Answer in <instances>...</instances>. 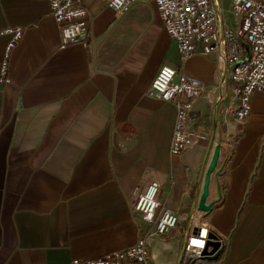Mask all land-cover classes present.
<instances>
[{
    "label": "crops",
    "instance_id": "obj_1",
    "mask_svg": "<svg viewBox=\"0 0 264 264\" xmlns=\"http://www.w3.org/2000/svg\"><path fill=\"white\" fill-rule=\"evenodd\" d=\"M108 2L84 0L88 43L62 48L49 0H0V31L23 29L10 50L14 34L0 35V264L97 259L147 234L149 264H179L196 225L223 251L190 264H264V92L239 121L227 75L221 96V53L198 46L183 62L156 0H129L119 12ZM221 5L224 29H238L231 1ZM165 65L204 85L179 157L170 152L176 101L150 94ZM217 143L216 170L204 174ZM204 178L210 209L194 211ZM152 181L179 217L165 235L134 211Z\"/></svg>",
    "mask_w": 264,
    "mask_h": 264
},
{
    "label": "built area",
    "instance_id": "obj_2",
    "mask_svg": "<svg viewBox=\"0 0 264 264\" xmlns=\"http://www.w3.org/2000/svg\"><path fill=\"white\" fill-rule=\"evenodd\" d=\"M231 12L239 18V28L224 29L227 78L239 99L234 111L239 121L246 120L252 109L255 92H264V0H230ZM51 15L61 28L62 48L83 42L87 44L89 12L84 0H49ZM129 0H109L108 5L121 11ZM157 10L164 28L176 41L182 61H186L198 46L205 55L220 53L223 49L220 18L215 0H156ZM13 33L8 50L22 38L23 29H6L1 34ZM7 65L1 71V82L6 77ZM204 92V85L187 77L179 68L163 66L152 82L150 94H157L164 101H176L171 155L179 157L191 146L189 124L193 120V100ZM161 186L152 181L146 191L140 193L134 211L154 229L157 235H165L176 229L179 217L164 209L159 201ZM210 229L196 225L190 233L186 252L201 256L209 241ZM148 234L134 245L97 259H73L69 264H149L151 249ZM49 264V263H38Z\"/></svg>",
    "mask_w": 264,
    "mask_h": 264
},
{
    "label": "water",
    "instance_id": "obj_3",
    "mask_svg": "<svg viewBox=\"0 0 264 264\" xmlns=\"http://www.w3.org/2000/svg\"><path fill=\"white\" fill-rule=\"evenodd\" d=\"M216 2V8L217 12L220 18V26L222 31V40H223V49L221 50V60H222V69H221V92L223 96L224 88L226 86L227 80H226V72H227V63L225 60V42H224V22H223V13H222V0H215ZM219 141V140H218ZM221 146L217 143L213 156L211 158V161L205 165L204 174L207 171L208 173H212L216 170L218 159L220 156ZM206 172V174H207ZM204 177V176H203ZM202 210V211H208L210 209L209 206L206 205V198L200 197L197 201L194 211L196 209ZM186 244L183 249V252L181 254V257L179 259V264H190L193 260L202 257L206 259L216 260L220 257L223 251L222 242L220 241L219 237L215 235L214 233H210L209 241L207 243L206 249L202 252L201 256H199L196 253H193L191 251L186 252Z\"/></svg>",
    "mask_w": 264,
    "mask_h": 264
},
{
    "label": "bare ground",
    "instance_id": "obj_4",
    "mask_svg": "<svg viewBox=\"0 0 264 264\" xmlns=\"http://www.w3.org/2000/svg\"><path fill=\"white\" fill-rule=\"evenodd\" d=\"M210 183H211V180L210 179L204 178V182H203V192H202L201 197L207 198V196L209 194Z\"/></svg>",
    "mask_w": 264,
    "mask_h": 264
}]
</instances>
